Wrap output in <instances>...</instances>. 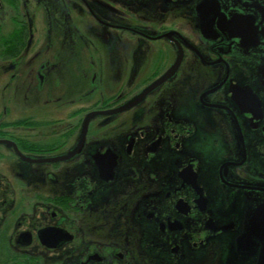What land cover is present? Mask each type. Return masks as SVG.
Returning <instances> with one entry per match:
<instances>
[{
  "label": "flooded vegetation",
  "instance_id": "flooded-vegetation-1",
  "mask_svg": "<svg viewBox=\"0 0 264 264\" xmlns=\"http://www.w3.org/2000/svg\"><path fill=\"white\" fill-rule=\"evenodd\" d=\"M263 203L264 0H0V264H264Z\"/></svg>",
  "mask_w": 264,
  "mask_h": 264
},
{
  "label": "water",
  "instance_id": "water-1",
  "mask_svg": "<svg viewBox=\"0 0 264 264\" xmlns=\"http://www.w3.org/2000/svg\"><path fill=\"white\" fill-rule=\"evenodd\" d=\"M251 219H252L251 220L252 222H250L248 225V228H247L248 234L247 235L254 233L260 239H262L264 242V203L261 206H259L258 209H256L254 211ZM256 220L258 221L257 228H255L256 224L254 223V221H256Z\"/></svg>",
  "mask_w": 264,
  "mask_h": 264
}]
</instances>
